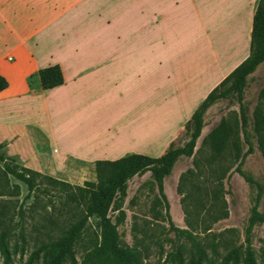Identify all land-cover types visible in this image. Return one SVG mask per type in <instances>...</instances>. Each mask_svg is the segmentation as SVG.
<instances>
[{"label":"crops","instance_id":"1","mask_svg":"<svg viewBox=\"0 0 264 264\" xmlns=\"http://www.w3.org/2000/svg\"><path fill=\"white\" fill-rule=\"evenodd\" d=\"M258 1L0 0L2 152L59 181H96V161L149 149L199 84L188 117L249 56ZM54 65L63 83L43 90L38 71Z\"/></svg>","mask_w":264,"mask_h":264},{"label":"trees","instance_id":"2","mask_svg":"<svg viewBox=\"0 0 264 264\" xmlns=\"http://www.w3.org/2000/svg\"><path fill=\"white\" fill-rule=\"evenodd\" d=\"M263 62L264 0H259L252 20L249 56L209 92L186 122L184 130L188 137L187 142L183 146H175L174 142H171L160 157L128 154L114 161H96V181L94 182L86 181L82 185H75L35 172L23 165L9 166L2 153L3 146L0 145V162L4 165L2 172L4 176L11 175L24 183L27 186L28 195L37 193L47 196L50 199V205H52L51 198L55 195L54 192H59V195L63 197V199L60 198L62 201H60V207L56 213L50 212L44 216L46 240H41L35 245L26 264L37 262H41V264H145V256L141 249L123 244L117 232L118 225L125 219L121 206L126 198L128 181L134 176L150 172L160 196L157 203L164 202L167 211L169 207L163 192L164 179L170 175L178 158L193 156L196 141L204 126V115L208 109L218 100L232 95L236 96L238 100L239 114L232 116V112H230L205 137L203 143L210 149V155L204 163L206 169H201L200 164L194 160V168L180 176L177 187L179 195H182L181 186L187 180L192 183L191 193H195L194 189H203L202 185L194 182L201 179L209 185L210 189L197 195L195 207L200 208V211L194 214L193 220L189 219L192 214L188 210L185 212L188 229L179 233L188 242L187 249L180 245L175 252H170L168 256L176 264H215L207 251L211 249L212 256L218 257L220 254L216 248L221 240L219 239L216 244L210 241V245H208L200 241L197 235L204 233L209 236L211 226L228 217L222 184L227 173L222 163L227 154L231 158L233 157L234 164H237L235 172L248 184L256 185L258 191L245 230V246L226 248L227 251L218 264H258L254 249L250 244V235L256 225L264 224V216L258 211L262 187L256 184L251 177L245 175L240 167L244 158L253 151L246 131L248 117L242 105V95L248 77ZM38 77L43 90L55 88L63 83L62 72L58 65L40 69ZM6 87V80L0 76V92ZM260 96L264 98V90L261 91ZM252 129L264 158V109L259 107L254 109ZM240 131L244 143L248 145V150L243 154L240 146L236 143ZM206 170L207 172H204ZM191 193L188 194V199ZM111 211L118 212L115 222H112L109 215ZM91 218L96 220L98 234L90 243L89 248L83 252L81 260L78 261L75 248ZM55 232L56 236H54ZM0 252L4 257L5 264L9 263L10 254L3 238L0 239ZM184 253L187 254L186 262Z\"/></svg>","mask_w":264,"mask_h":264},{"label":"rangeland","instance_id":"3","mask_svg":"<svg viewBox=\"0 0 264 264\" xmlns=\"http://www.w3.org/2000/svg\"><path fill=\"white\" fill-rule=\"evenodd\" d=\"M223 23L220 21L210 24L206 22V27L217 30L220 26L219 30H221ZM209 35L212 36L211 33ZM209 40H212V37ZM212 57L213 55L208 54L202 56L206 64L209 63L208 59ZM204 83L198 85L199 88L196 94L193 92L187 98V109L181 116L168 120L165 132L157 136V140L151 143L149 149L132 152L153 158L160 157L165 151V144L170 138L171 141L174 140L175 146H183L188 140L184 126L190 119L188 117L189 111L206 88L203 86ZM262 90H264V64L259 67L255 75L248 77L242 95V105L248 117L246 131L253 151L244 158L240 167L245 175L251 177L256 184L262 187L258 211L264 216V158L252 129L254 109L256 107L264 109V98L260 96ZM230 112H232V116L239 114V103L234 95L218 100L205 113L204 126L196 141L193 156L178 158L170 175L163 181V192L169 207L167 211L164 202L157 203L160 196L150 172L134 176L128 181L126 198L121 206L125 219L118 225L117 232L123 244L141 249L143 256H145V264H176L168 254L175 252L180 245L187 249L188 242L179 233L188 229L185 212L188 210L192 214L189 219L193 220L194 214L200 211V208L195 207L197 195L209 191L210 187L202 179L194 181L202 185L203 189H194L195 193H191L192 183L187 180L181 186L182 195H179L177 192L179 179L187 170L194 168V160L200 164L201 169H206L204 163L210 155V149L204 145L203 141L208 133L220 123L221 119L227 117ZM180 125H183L182 129L178 128ZM128 127L127 125L126 129ZM129 137L133 136L130 135ZM236 143L240 146L242 154L248 150V145L244 143L241 131ZM5 158L7 159L6 164L9 166L22 165L15 159L6 156ZM222 165L227 171L222 184L228 217L214 223L209 231V236L204 233L197 235L200 241L208 245H210V241L216 244L219 239L221 240L217 245L218 248H216L220 254L218 257L212 256L211 249L207 251L215 264L221 261L222 256L227 251L226 248L245 246V230L258 191L256 185L248 184L235 172L237 164H234L233 157L231 158L230 155L226 154ZM3 168L4 165L0 162V239L3 238L8 246L10 261L7 264H26L35 245L41 240H46L44 236L46 232L44 216L50 212L56 213L63 197L59 195V192H54L55 195L51 198L52 205H50V199L47 196L37 193L28 195L27 186L11 175L4 176L2 173ZM204 172H207V170ZM109 215L112 222H115L118 212L111 211ZM54 234L56 236V232ZM97 234L96 220L91 218L75 248L78 261L81 260L83 252L89 248L90 243ZM250 244L254 249L257 263L264 264V224H258L252 229ZM183 256L186 262L187 254L184 253ZM0 264H5L1 252ZM34 264H41V262Z\"/></svg>","mask_w":264,"mask_h":264}]
</instances>
